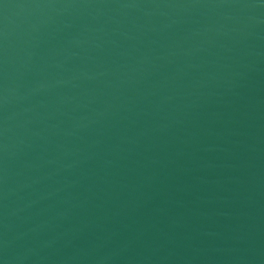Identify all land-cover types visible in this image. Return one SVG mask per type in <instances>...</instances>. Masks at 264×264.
Listing matches in <instances>:
<instances>
[{"label": "water", "instance_id": "95a60500", "mask_svg": "<svg viewBox=\"0 0 264 264\" xmlns=\"http://www.w3.org/2000/svg\"><path fill=\"white\" fill-rule=\"evenodd\" d=\"M0 264H264V0H0Z\"/></svg>", "mask_w": 264, "mask_h": 264}]
</instances>
